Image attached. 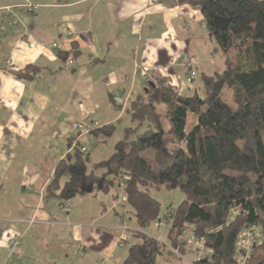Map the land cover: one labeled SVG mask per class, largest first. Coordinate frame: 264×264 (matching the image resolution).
Listing matches in <instances>:
<instances>
[{
  "label": "crops",
  "instance_id": "0c3cea01",
  "mask_svg": "<svg viewBox=\"0 0 264 264\" xmlns=\"http://www.w3.org/2000/svg\"><path fill=\"white\" fill-rule=\"evenodd\" d=\"M27 4L33 13L22 9ZM201 20L197 9L172 0H0V264L9 233L22 237L14 264H123L139 243L133 232L146 233L114 196L88 193L63 204L46 198V188L73 139L91 160L102 157L98 138L72 127L108 125L99 112L106 103L113 109L109 95L127 102L119 116L154 78L170 79L169 57L183 55L202 71L199 45L211 41ZM72 44L79 56L64 62L58 53ZM30 65L39 68L34 78L15 77ZM188 256L181 264L194 260ZM179 260L161 253L156 264Z\"/></svg>",
  "mask_w": 264,
  "mask_h": 264
},
{
  "label": "trees",
  "instance_id": "16d2710c",
  "mask_svg": "<svg viewBox=\"0 0 264 264\" xmlns=\"http://www.w3.org/2000/svg\"><path fill=\"white\" fill-rule=\"evenodd\" d=\"M172 1L199 11L223 68L198 71L197 85L185 90L189 95L180 94L165 78L145 87L126 106L131 126L108 159L93 162L76 144L56 166L46 198L64 204L88 193L107 195L116 187L122 196L113 199L139 230L166 220L168 245L135 231L139 243L129 248L123 264H156L161 253L176 258L170 248L184 256L186 248L178 240L184 224L212 250L192 264H237L238 238L251 226L260 229V243L251 249L247 264L257 253L256 264H264V0ZM215 19L226 24L215 29ZM58 56L66 62L79 51L72 44L70 52ZM37 71L30 65L15 77L30 80ZM191 72L187 67L184 81ZM225 92L234 108L224 101ZM109 101L116 111L123 107L112 95ZM113 131L108 124L90 134L95 141ZM162 187L179 189L184 200L159 219L161 205L150 191Z\"/></svg>",
  "mask_w": 264,
  "mask_h": 264
},
{
  "label": "rangeland",
  "instance_id": "374dc122",
  "mask_svg": "<svg viewBox=\"0 0 264 264\" xmlns=\"http://www.w3.org/2000/svg\"><path fill=\"white\" fill-rule=\"evenodd\" d=\"M192 24H193V22L190 21L189 26L192 29L191 32H194V31L197 32V29H198L197 25H192ZM199 41H200V39L193 40L191 45H193V44L199 45V43H198ZM202 44L203 43H201V45ZM204 45H205V48H201V46L199 45L200 50L198 49V52H197L198 57L202 58V56H203V58L206 59L203 61V63L205 65L203 67H201L202 70L206 73H212V72L221 70L223 68V59H221L220 54L215 52V53H217L216 56L210 55V57H209V50H212L214 48V46L211 43L210 44L206 43ZM207 49H209V50H207ZM213 50H212V52H213ZM169 60H170V64H169V67L166 71L172 72V74L168 75L170 78V79H168V83L170 85H172L174 88H176L180 94H182L184 92V95H189L190 93L185 92V90H187V91H189L190 89L192 90V88L197 85L198 80H199L198 75L200 73L198 72L196 75V72L193 70L194 68L192 67V64H191V63H193V61H188V59L185 60L183 55H179L177 57L176 56L169 57ZM177 62L178 63L180 62V65L183 68L177 67V65H176ZM184 62H185V64H184ZM194 66H195V64H194ZM187 67H190L192 72L196 75L195 76L196 78L193 79L191 83L187 82L186 80L184 81L185 72L187 70ZM163 75H166V74H163ZM177 76H178V79H177ZM176 79L179 80L178 83H177ZM151 83L156 86L158 84V78H154V81H151ZM145 87H148V86H145ZM200 93H201V90H200ZM112 97L115 98V96L113 94H112ZM223 99L229 106H231L232 108L235 107L234 103L232 102V99L230 98V94L228 92H225ZM120 101H119V104L121 103ZM126 103L127 102L123 101V103L121 105L122 106H123V104L126 105ZM99 113H102L103 124H110V125L114 126V131H113V134L111 135V137H109V138L99 137L98 138V141H97L98 150L102 153V157L101 156L100 157L99 156L98 157L92 156V160L101 161V160L108 159V157L113 153L114 145L119 140L122 139L124 130L126 128L130 127L131 123H130V117L124 111L122 112V114H120L118 116L119 111L113 110L112 108H110V106H108L107 103L104 105H101ZM164 126L166 128V123H164ZM150 154L151 153L148 152L149 156H150ZM116 194H119L120 197L122 196V192H119L116 187L113 188L108 193L110 198H112ZM150 195L153 199L158 201L161 205L159 219L163 218V216L166 214V211L168 209H170V208L172 210L176 209L180 205V203L184 200V196L179 189L167 190V189L162 187L158 190H156V189L151 190ZM98 196L101 197L102 195L99 194ZM125 210H127V209L121 208L122 213H124ZM128 217L133 220V218L130 214H128ZM133 224H135V222H133ZM167 231H168V224L158 227L155 225V222L151 223L144 230V232L147 235H150V236L155 237V238H159L160 242H162V243H164V242L166 243ZM257 254H256L255 259H254L252 264L257 263V261H258L257 260V258H258ZM189 258H190V256H188V253L184 255V259L189 260ZM193 259H194V257H193ZM183 261H184L183 259H180L179 262H177V263L181 264V262L183 263Z\"/></svg>",
  "mask_w": 264,
  "mask_h": 264
},
{
  "label": "built area",
  "instance_id": "2783aa9c",
  "mask_svg": "<svg viewBox=\"0 0 264 264\" xmlns=\"http://www.w3.org/2000/svg\"><path fill=\"white\" fill-rule=\"evenodd\" d=\"M22 9L26 13H33L35 6L27 4L22 6ZM68 36H71L72 32L70 30L66 33ZM55 43L52 44V47H56ZM143 74V73H142ZM144 75V74H143ZM195 74L191 72L187 77L186 81L191 83L192 80L195 78ZM114 96L115 93L113 94ZM75 131L79 134L82 133H89L90 130L87 126H84L81 123H75L72 127ZM76 147V141L71 145V149ZM81 151H86L85 148L80 147ZM168 213V211H167ZM236 211H231V216H234ZM157 226H164L166 225V220H158L155 222ZM214 233V231H208L206 234ZM21 236H17L15 234L9 233L6 236L5 247L7 249V256L2 264H14L15 261L19 259V248L21 247ZM127 237L122 235L119 239V247H123L126 245ZM179 242L184 245L188 254H191L194 257V260H202L206 257H209L212 254V250L205 246V239L202 236L195 235L193 228L189 224H184L183 230L178 238ZM260 243V229L251 226L249 229L241 233L238 238L237 246H236V255L235 260L237 264H247V260L250 257L251 249L255 246V244ZM172 253L180 259H184V256L180 255L178 249L170 248ZM192 264V263H190Z\"/></svg>",
  "mask_w": 264,
  "mask_h": 264
},
{
  "label": "water",
  "instance_id": "95a60500",
  "mask_svg": "<svg viewBox=\"0 0 264 264\" xmlns=\"http://www.w3.org/2000/svg\"><path fill=\"white\" fill-rule=\"evenodd\" d=\"M226 24V21H224L223 19H215L214 20V25H215V29H217L218 27L222 26ZM212 34H209V38L211 37ZM152 83H150L151 85Z\"/></svg>",
  "mask_w": 264,
  "mask_h": 264
}]
</instances>
